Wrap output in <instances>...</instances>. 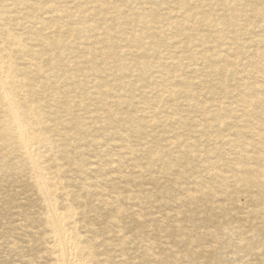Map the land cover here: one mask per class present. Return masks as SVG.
<instances>
[{
	"label": "bare ground",
	"instance_id": "obj_1",
	"mask_svg": "<svg viewBox=\"0 0 264 264\" xmlns=\"http://www.w3.org/2000/svg\"><path fill=\"white\" fill-rule=\"evenodd\" d=\"M18 1L23 3V10L18 9ZM48 1L52 3L49 2L46 8L53 17L58 16L62 10L65 12L66 9L61 7L70 0ZM71 1H78L76 3L78 10L85 11L87 5L84 1ZM93 1L99 4L101 2ZM155 11L154 8L151 13L153 17H156ZM150 12L151 8L148 13ZM35 13V7L33 9L32 4H29L27 0H9L6 3L0 0V141L6 143L9 151L27 168V175L33 182L32 187L38 194L41 207L35 222L42 227L44 234L38 238L42 248L24 259L26 264H37V261H40L38 264H264V0H177L173 12L175 19L172 23L158 21L159 24L153 28L142 25L144 31L141 34L147 32L152 34L159 32L162 28H170L169 30L173 28L179 35H184L177 45L178 57L175 58L177 62L171 63L177 70L179 81L174 88L169 87V84L159 86L157 97L153 99L152 104L159 107L166 96L169 99H175L174 96H183L188 102L185 105L192 115L194 132V137L191 139L192 146L184 143L183 137L177 135L176 129L172 130L174 139L169 141L175 145L183 142V148L189 147L187 152L191 154L192 166L190 167H192L194 178L193 182L191 181V190L186 186L183 194L181 193L182 196H174L185 201L175 212H166L159 217L143 219L145 213L141 212V205L136 204L135 199L133 202L135 203L133 211H135L132 212L134 218L129 220L120 218L125 210L114 206L115 197H102L100 204L113 206L116 213L112 212L103 217L98 215L93 218L88 217V207L86 208L84 200L77 201V206L72 205L65 183L60 184L59 171L57 169L53 172L47 171L42 157L52 145V139L47 134L50 130L48 125L50 118L49 114L43 112L36 104V101L41 100V96L35 76L42 67L38 58L34 56V46L39 45L43 48L47 42L44 43L35 33L32 34L33 38L26 37L30 39L27 40L29 42L22 41L23 38L21 39L7 26L9 20L15 21L22 18L32 23L38 19ZM85 15L87 18V14ZM69 16L73 15L69 14ZM29 32L31 34L32 31ZM139 38L140 34H134L127 40L131 45L136 46ZM33 39L34 43H32ZM75 46L72 52L76 51ZM95 51L102 56L107 55V51L102 47L96 48ZM242 53L244 56L247 55V59L241 63L248 64L246 63L245 67L242 66L241 72L253 78L247 79L248 82L243 80L245 77L240 76L235 79L231 76L233 73L230 67L233 68V64L230 61L238 59ZM14 54L22 58L20 63L14 60ZM181 58H186L188 62L190 61L189 64L198 62L204 64V69L197 78V88H189L184 77L181 76ZM247 66L252 69L246 68ZM116 78L118 79L115 82L116 88L126 85L131 92L134 86L131 82L125 83L124 80H119L121 79L119 76ZM99 94L103 98L106 93L100 90ZM172 119L176 125L175 128H181L184 116L173 112ZM96 120L99 123V118ZM134 122L137 123L131 122L130 127L135 133L142 131L148 125L147 121L144 125L138 121ZM126 153L123 154L126 156ZM148 158L146 164L153 159H161L155 149L148 150ZM137 161L133 160V167H141ZM125 181H130L127 187L134 185L132 177ZM96 192L98 195L107 194L103 188ZM146 200L148 202V199ZM12 247L21 250L20 258L24 256L22 245L13 243Z\"/></svg>",
	"mask_w": 264,
	"mask_h": 264
},
{
	"label": "rangeland",
	"instance_id": "obj_2",
	"mask_svg": "<svg viewBox=\"0 0 264 264\" xmlns=\"http://www.w3.org/2000/svg\"><path fill=\"white\" fill-rule=\"evenodd\" d=\"M1 1L2 3H6L9 0ZM27 1L29 4H32L33 9L35 7V14L38 19L32 23H29L26 18L20 19L21 21L9 20L7 26L12 32L18 34L21 39L23 38L22 41L30 40L26 37L33 38V33H35L44 43L47 42L43 48L39 45L34 46V56L38 58L42 67L35 76L38 80V92L41 96V100L36 101V104L41 107L43 112L48 113L50 118L48 122L50 130L47 131V134L52 139V145L49 150L44 152L45 156L42 157L45 160L44 163L48 169L47 171L53 172L55 169L59 171L58 178L60 177L62 181H60V184L64 185L65 183V189L69 193L72 205L77 206V201L84 200L86 208L88 207L87 216L90 218L97 215L98 217L108 216L110 213L115 212L113 206H103V204H100L102 197H115L116 202L114 206H117V209L125 210L123 216H120L124 220L134 218L132 212L135 211H133L135 199L136 204L141 205V212L145 213L143 219L145 217H159L166 214V212H175L185 201L181 200V198L177 199L174 196H182L181 193L183 194L186 186L189 190L192 189L191 183L193 182L194 177L192 176L194 174L192 167H190L192 166L191 154L187 152L189 147L187 150L183 148V142L175 145L169 139H174L172 130L176 129L177 135L179 134L183 137L184 143L186 142L185 144L192 146L191 139L194 137L192 115L189 108L185 105L188 102L183 96H174L175 99H169L166 96L160 102L159 107L153 105L152 101L157 97L159 86L169 84V87L174 88V86L176 87L175 84L179 81L177 70L174 69L171 63L177 62L175 61L178 57L177 45L184 35H179L173 28H171L172 30H169L170 28H162L159 32L152 34L148 32L145 34L141 33L144 31V25L153 28L159 24L158 21L172 23L175 19L173 12L177 5V0H100L101 5L93 0H82L87 5L83 12L78 10L76 5L78 1L74 2L70 0L64 4V7H61L67 11L65 10L64 12L62 10L58 13V16L53 17L46 8L50 1ZM23 8V3L18 1V9L23 10ZM150 8L151 12L148 13ZM154 8L157 11H155L156 17L151 15ZM69 14L73 16H69ZM85 14H87L88 19L85 18ZM28 25L30 26L27 27ZM29 31H32L31 34ZM99 31L101 32L99 33ZM46 32L50 33L47 34ZM134 34H140L139 42L136 43V46L131 45L127 40ZM68 35L69 37L67 38ZM34 42L35 40L33 39L32 43ZM74 46L77 49L72 52ZM100 47L107 51V55L102 56L98 51H95L96 48ZM76 55L77 57H75ZM13 58L18 63L22 60L17 54H14ZM246 59L247 55L245 54L244 56V53H242L238 59L235 58L233 60L234 62L230 61L233 64V68L230 67V69L231 73H233L232 77L235 79L240 76L241 78L245 77L243 80L248 82L247 79L252 80V76H247L244 72H241L242 66L245 67L248 64L247 62L241 63ZM180 62L182 65L181 76L184 77L186 84L189 88H197V78L201 75L200 73L204 69V64H199L200 62L189 64L190 61L188 62L186 58H181ZM238 63L241 64L237 65ZM194 68L197 69L195 70ZM246 68L252 69L250 66ZM235 71L241 73L239 74ZM113 75L121 77L119 80H124L125 83L126 81L131 82L134 85V90L128 91L126 85L116 88L115 82L118 79ZM117 89L119 90L117 91ZM100 90L106 93L104 94L105 98L100 96ZM101 105H104L105 109ZM99 106H101L100 109ZM106 109L108 110L106 111ZM173 112L184 116L183 127L175 128L176 125L172 119ZM96 113L102 117L100 118ZM134 117L135 119H133ZM98 118L100 120L99 123L96 120ZM132 120L138 121L143 125L147 121L148 125L142 131L135 133L131 130L130 123L136 124L137 122ZM114 129L116 130L114 131ZM112 146L115 148L113 149ZM150 149L157 150L161 159H153L146 164V161L149 159L148 150ZM122 152H127L126 156ZM133 160H138L137 162L140 163L141 167H133ZM161 164L163 165L161 166ZM23 165L24 163L22 161L20 163L19 158L9 151L8 145L0 141V264H26V260L24 259L42 248L38 238L44 236L43 229L35 222L41 209L39 197L34 187H32L33 182L29 178V175H27V168ZM161 167L164 168L162 169ZM116 168L117 170H115ZM131 177L134 185L127 187L130 181L125 180H130ZM101 188L107 194H96L98 193L96 191ZM166 189L167 191H165ZM170 189L172 190L170 191ZM145 199H148V202ZM146 212L151 213L147 214ZM12 242L23 246L22 254L24 256L22 258L19 257L21 250L14 249ZM39 262L37 261L36 263L38 264Z\"/></svg>",
	"mask_w": 264,
	"mask_h": 264
}]
</instances>
